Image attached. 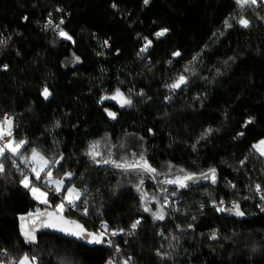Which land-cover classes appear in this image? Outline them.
I'll list each match as a JSON object with an SVG mask.
<instances>
[{
  "label": "trees",
  "instance_id": "obj_1",
  "mask_svg": "<svg viewBox=\"0 0 264 264\" xmlns=\"http://www.w3.org/2000/svg\"><path fill=\"white\" fill-rule=\"evenodd\" d=\"M239 15L233 0H150L147 5L143 0H0V39L6 41L0 46V119L12 117L16 138L49 158L63 153L59 175L71 171V185L88 189L89 215L66 212L68 218L89 231L101 220L110 229L125 230L112 246L49 229L38 234L36 246L24 245L18 217L36 204L6 163L0 175V249L15 258L28 252L38 264H123L127 257L131 264H264V212L257 209L253 190L255 184L264 186V159L251 151L264 139V21L258 18L264 17V7L244 12L248 29L231 19ZM48 19L53 27L63 19L60 27L75 43L45 28ZM225 19L232 29L224 28ZM163 28L169 31L157 38ZM144 37L152 44L140 53ZM175 51L181 56L173 57ZM180 74L189 83L170 93L165 85ZM44 88L51 93L47 100ZM116 88L133 100L131 107L97 102ZM166 96L171 97L167 102ZM105 108L117 119L108 118ZM249 118L253 122L244 126ZM205 129L212 131L201 138ZM105 139L110 144L100 151L105 158L115 145L111 151L118 159L119 145L135 139L158 170L169 163L196 174L212 167L219 184L180 189L172 197L173 186L145 175L142 191L148 197L162 198L160 189H170L168 215L153 221L141 208L135 173L125 175L85 155L90 142ZM213 199L237 201L245 216L217 213L209 206ZM137 219L141 224L130 236L129 226ZM213 229L216 240L208 238Z\"/></svg>",
  "mask_w": 264,
  "mask_h": 264
},
{
  "label": "snow or ice",
  "instance_id": "obj_2",
  "mask_svg": "<svg viewBox=\"0 0 264 264\" xmlns=\"http://www.w3.org/2000/svg\"><path fill=\"white\" fill-rule=\"evenodd\" d=\"M150 0H143L145 5L149 4ZM235 6L240 10L239 17H231L234 19L236 24L241 28L248 29L251 26V22L246 18L244 12L249 8H255L257 6L264 7V0H233ZM114 9L117 7L115 3L111 5ZM57 11H62L57 8ZM51 16V13H49ZM264 21V17H258ZM25 19H27L25 17ZM64 24V20L61 19L59 24H56L53 27V31L61 37L63 40L72 41L73 37L60 27ZM53 22L51 19L48 20L45 28L52 26ZM225 29H232L233 24L229 19L223 21ZM169 30L163 28L160 31L155 33L157 38L164 36ZM221 31L220 35H223ZM213 37L216 36V33L212 34ZM145 44L140 48V53H145L149 47H151L152 41L147 37H144ZM104 44L107 45L108 41L105 40ZM6 41L0 39V46H5ZM99 55V53H98ZM139 55V54H138ZM173 57L181 56L179 51L172 53ZM73 59L76 62H80V57L76 56L73 53ZM197 57H193L195 61ZM232 59V57H229ZM168 63H171L169 61ZM227 63V61H225ZM4 70H7L8 66H3ZM185 72L189 71L188 67H185ZM193 74H195L193 70ZM189 83L188 78L180 74L175 77L171 83L166 84L165 87L169 90L170 93H175L176 90L181 89L182 86H187ZM48 88H44L41 92V95L45 100L50 96ZM141 96L144 93L141 91L139 93ZM170 96L165 97V101H169ZM106 100H114L120 108L131 107L133 105V100L130 97L125 96V94L119 89L116 88L112 95H101L97 101L100 104H103ZM108 118L115 120L117 119V113L109 111L108 108L104 109ZM253 121L249 118L244 126L251 124ZM54 127H59L57 122ZM15 125L13 118L4 115L0 119V175H3L6 171V163L11 165V168L15 170L16 174L19 176V185L30 198L35 202L36 207L34 210L28 211L26 214L20 215L18 217L20 221V235L23 238V243L29 246H36L38 244V233L44 229H49L54 232L63 233L65 236L73 237L76 240L85 241L88 244L92 245H102L107 243L109 246H112L114 241L107 239L106 237H115L119 234L124 233V229H110L109 225L101 220L100 226L95 231H89L84 224L80 223L79 220L70 219L65 213H75L77 211L84 217L89 215V201L87 200L85 194L88 189L84 188L83 190H78L74 185H71L73 180L74 173L68 170L63 171V176L59 175V168H63L62 161L65 160L63 153H60L58 156L49 158L48 154L42 149L37 148L36 146H31L26 139L16 138ZM149 133H152V129L148 130ZM211 129H205V132L201 134V138L205 135L211 133ZM238 136H243L244 133H238ZM143 138H141L142 140ZM110 146L108 151V156L105 158L102 156L101 152L98 150L100 148L99 141L90 142L88 149L85 152V155L90 157L91 161L95 164H105L110 165L111 167L119 170L125 175L135 173L138 183L135 185L136 190L140 192V205L143 212L148 213L153 221H163L166 218L165 208L169 207V191L168 187L160 189V192L163 193L162 198H157L153 195L148 197L145 192L142 191V186L145 183V175L159 184L173 186L171 190V196H176V191L180 189H187L192 184H197L200 181H210L212 185L217 184V177L215 168L210 167L206 172H200L196 174L194 172L187 171L184 168L177 169L176 173L172 172L173 165L168 164L167 171L161 173L157 168L153 167L149 162L143 152L137 154L132 153V159H127L124 155H120L118 159H114V153L111 151ZM121 149L125 148V144L121 143L119 145ZM193 150L196 148V144L192 145ZM251 151L256 153L259 157L264 158V139H260L251 146ZM247 159V157L245 158ZM245 160L240 161V165L244 166ZM54 169L56 174L54 175ZM164 176V179L158 180L157 177ZM66 181L68 183H66ZM231 189H235V184H230ZM255 192L259 196V199L262 203L257 204L256 207L260 208L261 212H264V186L261 184H255ZM85 197V198H82ZM245 200L249 197H244ZM55 201V202H54ZM155 205V210L149 205ZM83 206V207H81ZM210 206L217 213H228L235 215L237 217H244L245 212L241 209V205L237 201H232L231 206H227L223 199H213L210 201ZM203 204L201 205V209ZM175 210V209H174ZM99 215V213L97 214ZM195 220V217H192ZM141 224L139 219L133 221L129 226L128 235H134L138 226ZM179 229L180 226L177 225ZM188 228L191 229L192 225L189 224ZM162 235V233H161ZM210 240H216L217 233L213 229L211 234L208 237ZM116 252H119V247H116ZM255 251V249H253ZM0 252L3 253V256L0 257V264H38L39 258L35 255H29L28 252L22 253L18 258L10 256L5 249H0ZM158 256H161L160 252H157ZM161 258H165L161 256ZM132 257H127L123 261V264H131ZM109 264H112L109 261Z\"/></svg>",
  "mask_w": 264,
  "mask_h": 264
},
{
  "label": "rangeland",
  "instance_id": "obj_3",
  "mask_svg": "<svg viewBox=\"0 0 264 264\" xmlns=\"http://www.w3.org/2000/svg\"><path fill=\"white\" fill-rule=\"evenodd\" d=\"M99 143H100V148L98 149L99 151H102V149L107 148V145L108 146L110 145L107 139L99 141ZM123 144H125L126 147L121 149L120 153H121V155H124L129 160L132 159V153L133 152H135L137 154L143 152V147H142L143 142L142 141L135 140V139H126V140L123 141ZM167 167H168V164H164V165L161 166L159 171L161 173H163V172L167 171ZM176 171H177V168L173 167L172 172L176 173ZM157 179L158 180H162V179H164V176H159V177H157ZM137 183H138V180L136 179L135 183H133V186L135 187V185ZM106 240H107V237H106ZM107 264H109V263H107Z\"/></svg>",
  "mask_w": 264,
  "mask_h": 264
},
{
  "label": "water",
  "instance_id": "obj_4",
  "mask_svg": "<svg viewBox=\"0 0 264 264\" xmlns=\"http://www.w3.org/2000/svg\"><path fill=\"white\" fill-rule=\"evenodd\" d=\"M216 177H217V184H216V185H212L210 181H200V182L197 183V184H192V185H190L189 188H198V187L206 186V185H211V186H213V187H216V186H218V184H219V175H218L217 172H216ZM42 231H43V230H42ZM40 233H41V232H40ZM38 234H39V233H38ZM18 235H19L21 241L23 242V238H22L21 235H20V221H19V220H18ZM24 245H25V244H24Z\"/></svg>",
  "mask_w": 264,
  "mask_h": 264
},
{
  "label": "built area",
  "instance_id": "obj_5",
  "mask_svg": "<svg viewBox=\"0 0 264 264\" xmlns=\"http://www.w3.org/2000/svg\"><path fill=\"white\" fill-rule=\"evenodd\" d=\"M48 20H49V19H48ZM48 20L46 21V24H47ZM52 22H53V21H52ZM46 24H45V25H46ZM53 25H54V23H53ZM53 25H52V26H49L48 28H50V27L52 28ZM51 28H50V29H51ZM54 35L58 36L55 32H54ZM263 168H264V165H263ZM253 190H254V193H255V195H256V205L262 203V202L260 201V199H259V196H258V195L256 194V192H255V187H254ZM225 203H226V202H225ZM231 203H232V201H229V202L226 203V204H228V205L231 206ZM209 206H210V202H209ZM210 207H211V206H210ZM257 209L260 210L259 207H257ZM116 237H117V236H115V237H110V236H109V237H107V239H111V240L115 241V240H116Z\"/></svg>",
  "mask_w": 264,
  "mask_h": 264
}]
</instances>
